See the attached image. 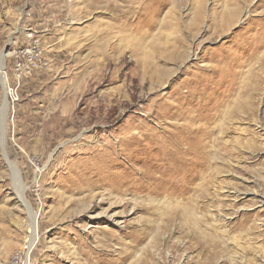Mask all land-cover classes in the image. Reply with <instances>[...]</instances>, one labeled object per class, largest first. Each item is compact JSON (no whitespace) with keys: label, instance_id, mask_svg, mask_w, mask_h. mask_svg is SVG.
<instances>
[{"label":"rangeland","instance_id":"rangeland-1","mask_svg":"<svg viewBox=\"0 0 264 264\" xmlns=\"http://www.w3.org/2000/svg\"><path fill=\"white\" fill-rule=\"evenodd\" d=\"M0 53V264H264V0H0Z\"/></svg>","mask_w":264,"mask_h":264},{"label":"bare ground","instance_id":"bare-ground-1","mask_svg":"<svg viewBox=\"0 0 264 264\" xmlns=\"http://www.w3.org/2000/svg\"><path fill=\"white\" fill-rule=\"evenodd\" d=\"M236 11V10H235ZM262 41V40H261ZM252 44V43H251ZM257 44V43H256ZM259 44V43H258ZM257 44V45H258ZM6 54L4 53H0V70L1 72L3 71V64H2V61H3V58L5 57ZM8 88V87H7ZM8 94V90L6 89V93L4 94L3 93V99H2V111H3V114L5 115L6 113V104L8 102V99H9V96H8V99H6V95ZM10 101V100H9ZM17 185H20L19 182ZM18 187V186H17ZM20 192H19V198H20V201L26 205V207H28V203L26 202V200L23 198V195H22V188H20ZM28 212H29V219H30V230H29V235H28V238H27V242H28V246L29 248L36 242V240L38 239L39 235L37 234V227H36V224H35V214H32L31 211L29 209H27Z\"/></svg>","mask_w":264,"mask_h":264},{"label":"built area","instance_id":"built-area-1","mask_svg":"<svg viewBox=\"0 0 264 264\" xmlns=\"http://www.w3.org/2000/svg\"><path fill=\"white\" fill-rule=\"evenodd\" d=\"M26 52H29L28 54L35 57L39 55L41 51L39 48H37L36 45H34L30 50L28 49ZM28 62H31V64H34V59L32 57H29ZM7 90H8L9 99L13 100L15 98L13 89L11 87H8Z\"/></svg>","mask_w":264,"mask_h":264}]
</instances>
